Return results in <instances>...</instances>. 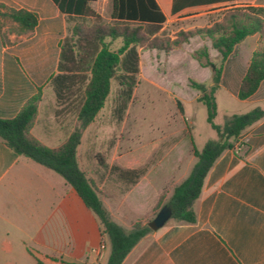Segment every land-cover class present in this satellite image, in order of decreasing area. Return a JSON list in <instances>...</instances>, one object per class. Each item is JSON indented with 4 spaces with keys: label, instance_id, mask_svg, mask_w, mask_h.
Instances as JSON below:
<instances>
[{
    "label": "crops",
    "instance_id": "obj_1",
    "mask_svg": "<svg viewBox=\"0 0 264 264\" xmlns=\"http://www.w3.org/2000/svg\"><path fill=\"white\" fill-rule=\"evenodd\" d=\"M97 2L99 0L91 2L95 9ZM156 2L166 21L199 9L264 6V0ZM0 3L38 15L33 31L18 35L10 33L7 25L4 31L9 43L4 44L0 36V118L15 117L41 88L42 98L30 130V134L41 141L34 135V129L43 92L52 87L50 78L58 73L61 42L68 34V18L53 0H0ZM262 38L260 33L247 36L224 62L216 92H224L230 102L238 106L236 111L227 112L245 113L256 107L264 108V80L249 98L238 97L241 82ZM206 45L212 47V44ZM214 50L219 54L213 48L211 55ZM196 63L203 76L197 81L213 85L212 70ZM196 91L195 99L200 95V91ZM54 102H57L56 95ZM54 113L57 117L55 110ZM175 144L176 141L172 150ZM166 156L148 167L134 185L127 186L119 178L112 180L109 196L103 195V184L94 180L101 199L109 206L112 204L111 212L120 218L119 221L114 219L115 222L126 230L135 220L153 212L160 194L168 186L173 188L188 177L152 176L154 167H165ZM181 163L180 157L169 162L168 166L175 169L174 175ZM127 164L125 168L133 167L132 163ZM74 193L78 196L61 175L16 153L0 139V264H36V257L48 264H96L101 253L102 264H106V250L99 252V247L87 248V252L95 254L92 261L83 262L59 253L60 248L69 243V199ZM171 195L172 189L168 190L166 198ZM194 208L195 223H178L171 218L163 227L144 236L122 264H264V118L246 128L235 147L223 151L216 159ZM89 221L91 242L100 245L108 237L102 236L100 221L94 213Z\"/></svg>",
    "mask_w": 264,
    "mask_h": 264
},
{
    "label": "trees",
    "instance_id": "obj_2",
    "mask_svg": "<svg viewBox=\"0 0 264 264\" xmlns=\"http://www.w3.org/2000/svg\"><path fill=\"white\" fill-rule=\"evenodd\" d=\"M60 11L68 18V34L61 42V54L58 73L50 78L57 102L76 109L80 127L67 141L58 148H52L30 134L42 98L41 88L22 106L13 118H0V139L16 153L24 155L35 162L61 175L76 191L85 206L100 221L101 234L107 236L110 254L106 264H122L133 247L148 233L152 232L150 224L135 220L131 228L112 220L105 209L100 191L95 181L87 176L78 164L77 147L81 143V128L94 121L104 107L111 90L113 79L122 86L124 101L120 110H124L131 99L140 72L139 47L147 40L140 26L132 27L130 22L160 26L166 21L156 0H111V19L119 24L95 23L86 27L76 19L100 18L91 6L97 0H53ZM38 24V15L26 9H15L0 3V36L4 44L9 43L7 31L18 35L34 30ZM260 33L264 37V6L241 5L226 8L210 24L196 30L178 32L176 38L153 39L147 44L152 49L171 51L188 43L195 35L208 37L212 47L221 57V64L212 72L213 85L207 86L190 79L193 89L201 92L197 102L207 107V120L217 132L202 150L192 147L197 158L190 175L173 186L172 195L166 198L167 191L160 194L154 209L168 205L172 210L171 218L178 223L192 224L197 220L194 208L200 197L204 180L216 159L227 149L238 143L240 134L249 126L264 118V108L256 107L246 113L232 114L223 124H216L217 102L215 92L218 88L223 66L235 46L247 36ZM122 40L117 50L111 48L107 41ZM193 57L202 67L213 64L207 47L194 51ZM264 80V38L254 51L247 72L241 82L238 97L241 100L252 96ZM179 109L184 113L181 101ZM61 111V110H59ZM144 170L124 171L120 176L127 184H135ZM36 264H48L36 257Z\"/></svg>",
    "mask_w": 264,
    "mask_h": 264
},
{
    "label": "rangeland",
    "instance_id": "obj_3",
    "mask_svg": "<svg viewBox=\"0 0 264 264\" xmlns=\"http://www.w3.org/2000/svg\"><path fill=\"white\" fill-rule=\"evenodd\" d=\"M95 6L97 9L93 8L100 18L76 19L72 23H83L86 27L100 22L119 24L111 19V0H99ZM225 10L226 8L193 10L165 21L160 26L139 22L129 23L132 27L140 26L147 40L145 45L139 47L140 72L132 97L126 108L120 110L124 101L122 86L117 79H113L104 107L92 123L80 129L81 143L77 148L79 167L89 178L103 184V195L109 196L110 182L115 178L121 179L120 176L124 171L142 169L144 173L141 177H143L148 167H153L154 163L166 154L165 167L160 169L154 167L152 176L164 174L170 179L172 176L175 179L189 176L197 162L192 147L202 150L211 139L217 137L216 130L207 120L206 105L197 102V98L195 99L197 91L192 89L189 83L190 79L197 80L203 77L199 72L197 60L193 57L194 51L207 47L210 52L213 47L206 44L211 46V40L208 37L195 35L182 47L173 48L169 52L149 48L147 44L153 39H174L181 30H196L207 26ZM107 41L111 43L113 50H117L122 44L121 39L115 41L107 39ZM211 60L216 68L221 64L220 54L214 50ZM212 65L207 68L212 70ZM43 95L34 135L46 145L58 147L80 127V122L77 119L76 109L69 108L70 105L54 102L55 93L52 87H47ZM215 96L217 102L215 123L221 125L227 116L232 115V112L227 111H236L238 106L232 104L224 92L217 91ZM178 100L181 101L184 113L179 109ZM233 114H242V112ZM174 141L176 144L172 150ZM176 157H180L182 163L181 168L174 175L175 169L168 165L171 159ZM128 162L132 163L133 167L125 168ZM168 187L167 192L171 189L170 186ZM102 201L110 218L119 221L120 218L111 212L113 210L110 206L113 205L109 206L105 199ZM69 206L70 239L67 245L60 248L59 253L73 256L83 262L92 261L95 254L92 251L87 252V248L100 247L98 242L96 244L91 242L88 233L89 218L93 213L75 193L74 197L69 199ZM162 207L139 219L142 223L149 224ZM101 242L105 243V256L109 257V239H103ZM96 264H102V253Z\"/></svg>",
    "mask_w": 264,
    "mask_h": 264
},
{
    "label": "water",
    "instance_id": "obj_4",
    "mask_svg": "<svg viewBox=\"0 0 264 264\" xmlns=\"http://www.w3.org/2000/svg\"><path fill=\"white\" fill-rule=\"evenodd\" d=\"M211 68L214 70L215 65L213 64ZM171 216V208L168 205H164L149 224L153 230H158L159 228L163 227L169 219H171Z\"/></svg>",
    "mask_w": 264,
    "mask_h": 264
},
{
    "label": "built area",
    "instance_id": "obj_5",
    "mask_svg": "<svg viewBox=\"0 0 264 264\" xmlns=\"http://www.w3.org/2000/svg\"><path fill=\"white\" fill-rule=\"evenodd\" d=\"M104 249H105V243L101 242L100 247H99V249L97 251L100 252L101 250H104Z\"/></svg>",
    "mask_w": 264,
    "mask_h": 264
}]
</instances>
